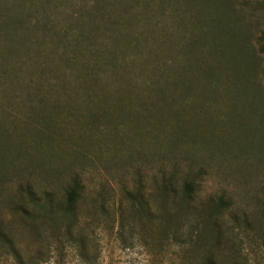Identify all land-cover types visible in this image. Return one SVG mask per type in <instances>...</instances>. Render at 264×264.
<instances>
[{"label": "rangeland", "instance_id": "1", "mask_svg": "<svg viewBox=\"0 0 264 264\" xmlns=\"http://www.w3.org/2000/svg\"><path fill=\"white\" fill-rule=\"evenodd\" d=\"M94 1L27 0L23 40H0V231L33 253L23 210L76 178L86 255L29 264H200L215 235L214 264H264V0H127L118 26L88 22Z\"/></svg>", "mask_w": 264, "mask_h": 264}, {"label": "trees", "instance_id": "2", "mask_svg": "<svg viewBox=\"0 0 264 264\" xmlns=\"http://www.w3.org/2000/svg\"><path fill=\"white\" fill-rule=\"evenodd\" d=\"M26 2L27 0H16L9 5H5V7L4 4H6V0H0V40L4 43L3 47L6 53L12 51L16 46L15 43L23 40V37L17 34V32L18 28L26 24V21L21 16V13L17 11H20L22 6L24 8ZM126 2L127 0H119L115 3H104L103 0H95L93 8L87 13L88 22L94 24L96 21H99L106 26H118L120 22L124 24L126 17L121 18L119 16L115 11L117 9L115 5L125 6L123 4ZM17 7V11L14 10ZM79 18L82 17L80 16L78 19ZM48 23V20L43 21L42 27L50 31L51 28ZM78 32L79 35L88 39V35L84 34L82 31V26ZM261 39L264 42V33H262ZM49 42H59L58 29H55L54 32L50 34ZM69 46L73 47L79 53H83V56L86 57L85 62L96 61L94 66L97 60L102 56L109 60L111 58V51L101 49V47H94L88 44L81 46L78 42ZM85 62H83L82 65L84 69L83 76H85L82 86L85 91H91V89L96 87L97 82L96 78L91 76L92 64ZM184 186L188 187L189 185L185 184ZM81 192V183H79L76 178H73L71 179L70 185L60 196H56L52 192H49L43 194L41 197H35L32 201V210L26 211L25 208V210H23V215L30 222L29 228L34 232L36 231L37 241L34 239L33 245L38 246L39 249L35 247L33 253L26 254L23 248L15 244L12 235L8 232L0 231V250L5 254L8 253L14 259L15 264H29L34 262L36 258L35 255L40 253V249L43 245H53L59 251L67 247L76 246L79 255L84 257L86 255V248L84 246L85 230L77 212ZM26 194L29 199L32 197L30 193L27 192ZM180 200L184 205L189 204V196L184 193L180 194ZM213 237L207 246V254L200 264H214L213 252L219 249L220 240L217 235ZM227 264H250V262L244 255L237 252L235 253L234 251V253H231L229 256Z\"/></svg>", "mask_w": 264, "mask_h": 264}]
</instances>
